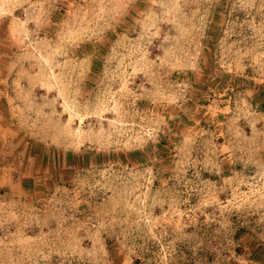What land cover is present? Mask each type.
Here are the masks:
<instances>
[{
	"label": "rangeland",
	"instance_id": "rangeland-1",
	"mask_svg": "<svg viewBox=\"0 0 264 264\" xmlns=\"http://www.w3.org/2000/svg\"><path fill=\"white\" fill-rule=\"evenodd\" d=\"M0 264H264V0H0Z\"/></svg>",
	"mask_w": 264,
	"mask_h": 264
}]
</instances>
